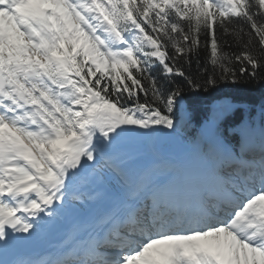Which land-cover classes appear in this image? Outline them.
<instances>
[{
    "label": "snow or ice",
    "instance_id": "6c2138e0",
    "mask_svg": "<svg viewBox=\"0 0 264 264\" xmlns=\"http://www.w3.org/2000/svg\"><path fill=\"white\" fill-rule=\"evenodd\" d=\"M240 77L264 0H0V264H264V104L179 139L184 92Z\"/></svg>",
    "mask_w": 264,
    "mask_h": 264
},
{
    "label": "trees",
    "instance_id": "16d2710c",
    "mask_svg": "<svg viewBox=\"0 0 264 264\" xmlns=\"http://www.w3.org/2000/svg\"><path fill=\"white\" fill-rule=\"evenodd\" d=\"M226 51L229 49L226 47ZM205 53L203 50L199 56L200 69L205 65ZM210 68V65L208 66ZM186 71L193 77L198 76L199 69L197 67L196 58H193L191 67L186 66ZM168 86V82L161 81ZM179 83V81H176ZM202 82V78H201ZM130 83V81H129ZM127 93H125V96ZM184 104L187 111L190 124L186 129L184 137L191 139L196 135V129L199 127V122L203 120L204 114L211 104L228 99L241 102L243 105L251 109V115L258 116L259 109L264 104V79L252 80L248 77H240L236 83L226 82L216 86L215 89H210L208 92L193 93L191 91L184 92ZM144 101L143 93L140 94V102Z\"/></svg>",
    "mask_w": 264,
    "mask_h": 264
},
{
    "label": "bare ground",
    "instance_id": "6f19581e",
    "mask_svg": "<svg viewBox=\"0 0 264 264\" xmlns=\"http://www.w3.org/2000/svg\"><path fill=\"white\" fill-rule=\"evenodd\" d=\"M57 235L59 236L60 233H58ZM45 245H47L48 247V241H38L31 247L27 249H23V252H21V255L23 258H35L45 252L44 251Z\"/></svg>",
    "mask_w": 264,
    "mask_h": 264
},
{
    "label": "rangeland",
    "instance_id": "374dc122",
    "mask_svg": "<svg viewBox=\"0 0 264 264\" xmlns=\"http://www.w3.org/2000/svg\"><path fill=\"white\" fill-rule=\"evenodd\" d=\"M213 105V104H212ZM186 133V130H183L181 133H180V136H179V139L183 140V139H186L184 137ZM158 139V142L164 146L165 148H167L169 146V144L171 143V140L172 138H169V137H166V136H161ZM142 148L144 151H149L150 148H151V144L150 143H145L144 145H142Z\"/></svg>",
    "mask_w": 264,
    "mask_h": 264
}]
</instances>
